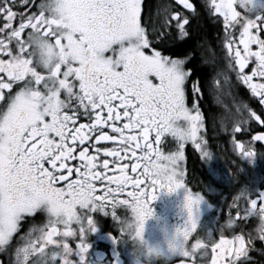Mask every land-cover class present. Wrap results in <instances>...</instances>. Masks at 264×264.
I'll return each mask as SVG.
<instances>
[{
  "label": "snow or ice",
  "instance_id": "6c2138e0",
  "mask_svg": "<svg viewBox=\"0 0 264 264\" xmlns=\"http://www.w3.org/2000/svg\"><path fill=\"white\" fill-rule=\"evenodd\" d=\"M142 3L0 0V251L25 217L37 211L48 217L47 230L33 229L40 234L33 238L30 232L17 249L16 264H87L86 236L97 230L90 214L104 212L108 204L122 235L124 221L115 209L123 205L131 211L137 221L133 238L142 239L158 189L186 193L190 227L178 229L170 246L173 257L187 258L179 264H241L247 257L250 234L226 239L221 233L218 242L196 238L190 248L184 244L197 228L196 211L203 201L185 187L184 147L191 142L207 161L212 154L198 137L203 127L198 81L191 82V97L187 95L189 57L167 55L161 44L170 28L187 37L190 21L183 10L198 13L191 0H176L178 8L164 4L159 26L149 32L141 23ZM33 4L36 11L30 10ZM14 6L26 7L17 12ZM202 6L222 18L228 67L264 106V4L202 0ZM236 111L235 132L249 118L264 125L247 104ZM165 136L177 143L166 155L159 147ZM251 139L264 141V135ZM236 149L250 162L257 155L251 144L238 142ZM124 193L127 199H119ZM241 199L236 196L233 203ZM244 200L243 216L237 212L236 219L230 217L228 228L239 219L264 215V194ZM73 223L79 225L74 248L64 239L77 235ZM56 225H64L63 231ZM209 249L210 261L205 259Z\"/></svg>",
  "mask_w": 264,
  "mask_h": 264
},
{
  "label": "flooded vegetation",
  "instance_id": "af4514ba",
  "mask_svg": "<svg viewBox=\"0 0 264 264\" xmlns=\"http://www.w3.org/2000/svg\"><path fill=\"white\" fill-rule=\"evenodd\" d=\"M17 2L19 3V0ZM35 2L38 4L41 0ZM191 2L198 14L183 10L190 21L186 26L187 37L180 38L177 30L170 28V35L161 44L167 55L189 57L185 64V68L191 71L187 95L191 97V82L198 81L202 93L198 104L203 120L198 137L203 139V147L212 154V158L207 161L191 142L186 143L184 147L185 158L182 164L185 187L194 194L203 196V201L196 211L197 228L191 230L192 235L184 244L190 248L196 238H214L218 242L221 233L226 239H231L237 234H244L246 237L252 234L254 238L247 245L248 254L246 258H242L241 264H264V240L253 233L258 219L249 216L237 220L232 228H228L230 217L236 219L237 212L243 216L247 207L244 199H259L261 194H264V141L251 139L255 135H264V125L254 118H249L247 124L240 125V132H235L234 129L240 120L236 109L247 104L264 119V106L258 104L247 86L238 82L235 72L228 67L229 57L224 48L222 18L210 15L202 6V0ZM257 2L264 4V0ZM164 4H170L173 8L181 7L176 4V0H143L141 23L147 31L151 32L152 27L159 26V11ZM25 7L14 6L13 10L21 12ZM30 10L36 11L35 4ZM2 23L0 19V24ZM253 48L255 49V46ZM251 67L250 64L246 71H250ZM217 80L220 81L219 86L216 84ZM188 106L191 107V103ZM178 123L181 126L186 124L183 121ZM238 142L244 143L245 146L251 144L256 149L254 161H247L240 155L236 149ZM159 147L166 155L176 150L177 143L171 136H165ZM96 184L97 195H100L103 189L99 181ZM156 194L157 199L150 204L153 214L145 221L142 239L133 238L137 221L126 206L120 205L115 209L116 215L124 221L121 226L126 229V235L121 234L120 224L112 218L111 204L106 205L104 209L108 215L100 211L90 214L97 223V230L94 233L88 232L86 236L90 245L87 264H179L181 259L187 261V258L173 257L170 254V246L177 239V230L190 227L187 224L188 212L185 208L186 193L184 189L174 193L158 189ZM236 196L242 199L234 204ZM118 198L127 199V195L124 193ZM47 225L48 217L44 212L37 211L34 215L25 217L5 250L0 251V264H16V251L27 243L29 233L31 232L34 238L40 233L33 229L47 230ZM130 225H136L135 229L130 230ZM56 227L61 231L64 229V225ZM71 228L77 235L64 239L74 248L79 243V225L73 223ZM51 248L52 246H48L46 251H51ZM151 249L158 250L163 257L153 256ZM210 258L209 249V255L205 259L210 261Z\"/></svg>",
  "mask_w": 264,
  "mask_h": 264
},
{
  "label": "clouds",
  "instance_id": "9594fccd",
  "mask_svg": "<svg viewBox=\"0 0 264 264\" xmlns=\"http://www.w3.org/2000/svg\"><path fill=\"white\" fill-rule=\"evenodd\" d=\"M178 190H180V189H178ZM129 227H130V230H134L136 225H130ZM253 233L255 234V236H258L260 239H261V237H264V215H261L259 217L258 223L256 224V226L253 229ZM250 235L252 236V238H254V236L252 234H250ZM262 240H264V239H262ZM151 252H152V255L157 257V258L163 257L162 254L156 249H151Z\"/></svg>",
  "mask_w": 264,
  "mask_h": 264
}]
</instances>
